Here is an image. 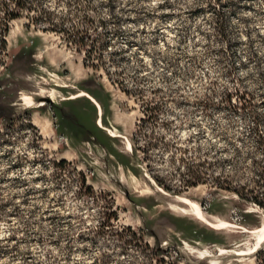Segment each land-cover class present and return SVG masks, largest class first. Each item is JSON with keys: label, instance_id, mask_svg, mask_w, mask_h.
<instances>
[{"label": "rangeland", "instance_id": "374dc122", "mask_svg": "<svg viewBox=\"0 0 264 264\" xmlns=\"http://www.w3.org/2000/svg\"><path fill=\"white\" fill-rule=\"evenodd\" d=\"M40 1L55 23L80 34L70 42L45 32L24 10L9 24L0 264H258L264 0ZM146 112L155 118L135 141ZM143 151L179 194L150 176ZM63 159L114 201V230L100 231L104 199L79 197L74 175L54 166ZM194 160L206 161L201 170L211 177L182 188ZM180 198L230 225L210 228Z\"/></svg>", "mask_w": 264, "mask_h": 264}, {"label": "trees", "instance_id": "16d2710c", "mask_svg": "<svg viewBox=\"0 0 264 264\" xmlns=\"http://www.w3.org/2000/svg\"><path fill=\"white\" fill-rule=\"evenodd\" d=\"M8 1L11 2L12 0H8ZM13 3H14V8H11L10 5L6 1L0 0V14H2V17H0V68H2L5 65L4 57L7 53V48H8L7 36L10 31L9 24L11 21L19 19L21 17L23 10H24V13L27 12L30 15H35V18L34 19L32 18V22L35 25L42 27V29L45 32H53V33L59 34L63 36V38L70 40V42H75L76 35L80 34V33L76 34L75 29L71 30V29H68L67 27H63L60 23H55L54 18H53L55 14L43 8L40 0H13ZM60 20H64V19L60 18ZM101 48H104V47L101 46ZM91 51H92V48L87 50L86 55L90 56V54L92 53ZM154 110L155 108L150 109V111H154ZM154 118H155V115L152 112L150 114L146 112L144 117L140 120V124L138 125V128H137V132L134 135L135 141H137L138 134L141 133V130L144 128V125L148 123L149 121L153 120ZM29 128L32 131L37 132L36 127L32 125L31 123L29 125ZM36 137L39 138L38 135H36ZM136 150L141 151L140 147L137 144H136ZM151 159H152V155L143 151V157H141V161L143 164L146 165V168L150 176L166 192L171 193V194H179L180 193L179 191L174 190L171 187V185H169L164 179H162L161 177L155 174V172L153 171ZM172 160H174L173 157L170 158V161ZM180 162L185 163L184 159L182 158L180 159ZM205 164H206V161L201 162V161H196V160L192 161L191 164H187L184 170L189 176L187 180L186 179L183 180L181 187L182 188L197 187L198 185L203 184L205 180H208V178L211 177V175L209 173H204V171L201 170V167H203ZM54 166L61 173L68 172L70 175H74L75 181L78 183L77 195L79 197L91 198L94 201H99V196L102 199H104V202H103L104 211L102 213L103 223L101 224L100 231L102 232L104 229L106 230L107 228H109V230H114L115 225L113 224V221L118 220V215H117L114 201L112 199H110V201H106V199L108 198V195L104 193H101L98 196V194L94 191L93 187L88 184L87 178L84 176V174L81 172H78L77 169L72 167L71 163H69L67 160H64V159L60 160L57 163H55ZM262 169H263V174H264V166L262 167ZM218 187L223 189V187H221L220 185ZM233 192L237 194L241 199L249 200L246 197V195H244L242 192L237 191V190H234ZM256 203L261 208H264L263 203L259 201H256ZM127 230H130V229H127ZM142 243L143 242L141 241V244ZM144 247L146 248L147 245H144ZM257 262L258 264H264V250L260 251L257 254Z\"/></svg>", "mask_w": 264, "mask_h": 264}, {"label": "bare ground", "instance_id": "6f19581e", "mask_svg": "<svg viewBox=\"0 0 264 264\" xmlns=\"http://www.w3.org/2000/svg\"><path fill=\"white\" fill-rule=\"evenodd\" d=\"M80 96H84V94L82 95H78L73 97L74 98H78ZM99 124L102 125V121H99ZM43 134V133H42ZM110 135L112 137H117L115 133L110 131ZM127 151L129 153H132V146L131 144H128L127 146ZM181 203L189 206L191 208V213L193 215V217L196 220H199L201 222H203L205 225L209 226L212 229L215 230H221L226 226H229L230 224L226 223V222H221V221H215L213 219H211V217H209L206 212L204 211V209H202L201 207H199V205L192 203L190 200L186 199V198H180L179 200Z\"/></svg>", "mask_w": 264, "mask_h": 264}]
</instances>
